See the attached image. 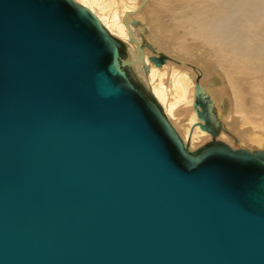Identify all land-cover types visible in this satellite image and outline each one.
<instances>
[{"label":"water","instance_id":"1","mask_svg":"<svg viewBox=\"0 0 264 264\" xmlns=\"http://www.w3.org/2000/svg\"><path fill=\"white\" fill-rule=\"evenodd\" d=\"M125 56L73 0H0V264H264V151L191 152Z\"/></svg>","mask_w":264,"mask_h":264},{"label":"bare ground","instance_id":"2","mask_svg":"<svg viewBox=\"0 0 264 264\" xmlns=\"http://www.w3.org/2000/svg\"><path fill=\"white\" fill-rule=\"evenodd\" d=\"M73 1L122 44L191 152L213 142L264 151V0Z\"/></svg>","mask_w":264,"mask_h":264}]
</instances>
